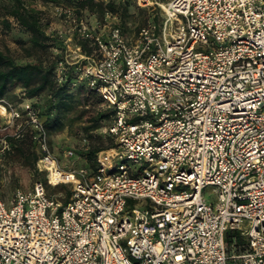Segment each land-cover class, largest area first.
I'll return each instance as SVG.
<instances>
[{
	"label": "built area",
	"instance_id": "1",
	"mask_svg": "<svg viewBox=\"0 0 264 264\" xmlns=\"http://www.w3.org/2000/svg\"><path fill=\"white\" fill-rule=\"evenodd\" d=\"M137 2L164 18L133 36L57 8L67 46L98 50L66 61L114 109L94 168L61 163L31 99L0 98V169L28 133L48 184L70 187L0 196V264H264V0Z\"/></svg>",
	"mask_w": 264,
	"mask_h": 264
},
{
	"label": "trees",
	"instance_id": "2",
	"mask_svg": "<svg viewBox=\"0 0 264 264\" xmlns=\"http://www.w3.org/2000/svg\"><path fill=\"white\" fill-rule=\"evenodd\" d=\"M60 2V6L72 7L75 14L89 24H93L95 21H104L108 12L112 14L119 13L123 20L118 25L128 35L126 15L129 6L126 3H117L115 0H108L106 2L97 0H61ZM7 9L9 14L20 25L23 32L27 34V38L19 39V42L23 45V50L29 59L24 62H18L9 50L0 48V98L7 97L11 100H16L22 97L31 99L39 115L44 119L52 147L51 136L65 127L67 112L72 106V99L74 97L73 82L77 80L75 70L69 66L68 71L63 76L64 80L62 82L57 81V60H50L49 57L46 59L44 55L53 46L57 49H64V39L57 33H47L41 9L34 7L25 0H15ZM149 21L155 20H146L143 25L138 27L137 32ZM3 24L6 27L10 26L7 19L3 20ZM72 40H74L75 44H79L82 47V51L87 55L98 54L96 45L90 42V40L80 38L77 33L73 35ZM76 86L75 93L82 96L85 104L94 99H97L101 104H106L100 94L90 88L85 81L79 82ZM15 89H21L20 96L17 95L15 97L13 95ZM43 94H48V99L45 105L41 107L37 100ZM113 114L114 109L111 107L106 110L97 111L89 117L90 125L85 127L86 130L99 127V124L103 120L112 119ZM84 137L87 138V136ZM108 139L110 142L106 146L93 145L90 147L88 143V150L82 154L85 160L83 164L94 168L96 166L97 152L102 148L110 146L112 143V139L110 137ZM8 142L9 148L5 150L3 155V160L6 164L10 159L20 162L34 172L36 176L35 181L42 180L50 194L63 191L65 194L64 200L68 199L70 195L69 185L60 184L52 187L48 184L45 175L43 178L38 177L44 173L37 169L36 161L39 158V151L28 133L19 139L10 137ZM58 186L60 188H56ZM234 234L233 232H228V242L230 241L229 236ZM239 241H241L240 238H237V243Z\"/></svg>",
	"mask_w": 264,
	"mask_h": 264
},
{
	"label": "rangeland",
	"instance_id": "3",
	"mask_svg": "<svg viewBox=\"0 0 264 264\" xmlns=\"http://www.w3.org/2000/svg\"><path fill=\"white\" fill-rule=\"evenodd\" d=\"M15 0H0V48L3 50H9L10 53L15 57L18 62L27 61L29 58L26 56L23 50V45L19 42V39L27 38V34L23 32L17 21L9 14L8 7ZM34 7L41 9L43 11V21L46 23V30L48 34H58L59 30H66L68 25L63 22L57 16V8L61 4V0L51 1V0H25ZM97 1H108V0H97ZM117 3H126L128 8V13L126 17L127 32L129 36H133L137 33L139 26L143 25L146 20H155L157 25L162 23L164 18V12L162 7L155 3L154 5L142 8L138 5L137 0H115ZM160 4L167 3L171 0H156ZM116 16V22L120 23L123 18H121L119 13H113ZM8 20L10 23L9 27L3 24V20ZM65 47L56 48L50 47L47 50V54L44 56L46 59L49 57L50 60H57L56 65V76L58 80V74L63 75L68 71L70 66L75 70L76 79L80 75L79 63H68L66 61L67 54L71 53L68 57L69 61H74V40L68 41L69 47L64 42ZM79 84V80H76ZM73 84V99L72 106L67 112L66 125L65 127L54 133L51 136L52 149L54 153L59 157L63 165H81L85 162L84 158L81 157L79 152L81 151V141L84 136H87L89 146L102 145L106 146L110 141L108 136L104 135L103 129L110 123V119L103 120L100 126L97 128L86 130V126L90 125L89 117L100 110H106L110 107L106 104H101L97 99L90 100L85 104L82 96L75 93L76 85ZM14 96L21 95V89L14 90ZM48 99V94H43L38 97V102L41 107L45 105ZM91 135V136H90ZM75 149L78 151L77 156L73 158H67L65 155V150ZM7 168L5 170L0 169V196L5 200L9 201L15 189L20 188L22 190H28L32 187L35 182L36 176L34 172L21 164L18 161L9 160L6 164ZM39 178H43L44 174H40ZM60 188V186L56 187ZM53 189V188H52ZM55 189V188H54ZM205 196L209 199L214 197L211 189L208 188L205 191ZM229 264H233L231 261Z\"/></svg>",
	"mask_w": 264,
	"mask_h": 264
},
{
	"label": "crops",
	"instance_id": "4",
	"mask_svg": "<svg viewBox=\"0 0 264 264\" xmlns=\"http://www.w3.org/2000/svg\"><path fill=\"white\" fill-rule=\"evenodd\" d=\"M15 91H13V93H14Z\"/></svg>",
	"mask_w": 264,
	"mask_h": 264
},
{
	"label": "bare ground",
	"instance_id": "5",
	"mask_svg": "<svg viewBox=\"0 0 264 264\" xmlns=\"http://www.w3.org/2000/svg\"><path fill=\"white\" fill-rule=\"evenodd\" d=\"M166 7V6H165Z\"/></svg>",
	"mask_w": 264,
	"mask_h": 264
}]
</instances>
